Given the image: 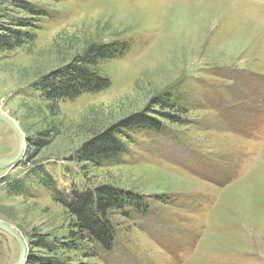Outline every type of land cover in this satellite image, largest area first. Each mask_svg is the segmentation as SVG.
Returning <instances> with one entry per match:
<instances>
[{
  "label": "rangeland",
  "instance_id": "rangeland-1",
  "mask_svg": "<svg viewBox=\"0 0 264 264\" xmlns=\"http://www.w3.org/2000/svg\"><path fill=\"white\" fill-rule=\"evenodd\" d=\"M17 1L0 0V22L30 18ZM25 1L49 16L30 19L34 43L0 52V110L27 141L44 127L28 97L37 79L90 41L131 46L101 62L109 88L61 102L60 133L37 157L27 160V142L23 160L0 167V220L23 237L27 259L34 234L61 238L68 230L64 206L31 176L43 165L63 191L110 184L148 206L111 211L113 251L105 258L72 252L75 262L264 264V0ZM171 94L186 107L179 121L163 119L165 131L126 132V151L114 163L81 161L93 134L148 107L162 111L155 100ZM18 146L0 119V158ZM17 180L36 192L10 194L5 186ZM19 256L17 240L0 229V264Z\"/></svg>",
  "mask_w": 264,
  "mask_h": 264
},
{
  "label": "trees",
  "instance_id": "trees-1",
  "mask_svg": "<svg viewBox=\"0 0 264 264\" xmlns=\"http://www.w3.org/2000/svg\"><path fill=\"white\" fill-rule=\"evenodd\" d=\"M14 4L17 8L24 10L30 18L25 20L11 19L9 16L2 18L5 22H0V52L12 51L25 44L34 43L37 39L34 31L36 24L30 19L37 16H49L47 10L25 0H18ZM130 48L129 42L90 41L82 51L74 55L70 62L50 70L33 83L32 92L28 97L34 101L31 103L32 111L35 110L41 114L40 119L44 127L38 129L32 136H28L29 147L33 149V153L28 155V161L37 157L42 149L59 135L61 125L56 119L60 116L61 102L74 100L85 93H98L109 88L112 80L101 69V62L123 56ZM179 97L176 98L171 94V97L163 96L154 102V105L159 106L162 111L170 109L172 113L156 111L148 107L93 134L83 146L81 161L97 163V165H101L104 160L114 163L122 158L126 151V144L122 138L126 132L139 129L165 131L167 125L164 120L175 123L185 113L186 107L179 105ZM31 176L36 177L35 181L39 180L38 184L50 194L53 200L64 206L65 213L69 217V224L67 233L61 238L49 232L34 234L32 249L25 264H93L84 260L75 262L70 253L77 252L76 256L84 258H105V254L112 252L117 243L116 230L110 212L119 210L124 215H128L134 209L144 210L148 207L140 194L130 190L123 191L118 186L110 184L89 186L85 189L77 188L72 192L63 191L52 173L43 165L33 170ZM82 176H84L83 173ZM14 183L5 186L10 194L24 192V195H33L32 193L36 192L34 189L24 191L26 184L24 186L20 180ZM34 248L45 251V254L39 255Z\"/></svg>",
  "mask_w": 264,
  "mask_h": 264
},
{
  "label": "water",
  "instance_id": "water-1",
  "mask_svg": "<svg viewBox=\"0 0 264 264\" xmlns=\"http://www.w3.org/2000/svg\"><path fill=\"white\" fill-rule=\"evenodd\" d=\"M0 119L6 122L12 128V130L15 132L19 140V146L14 155H12L9 158H0V167L14 166L20 160H22L25 155V151L27 149V142H28L27 137L21 130L20 126L8 115L3 113L1 110H0ZM0 229L12 235L19 244L20 256L18 260L13 264H25L27 260V246L23 237L15 230V228H13V226H11L9 223L3 220H0Z\"/></svg>",
  "mask_w": 264,
  "mask_h": 264
},
{
  "label": "bare ground",
  "instance_id": "bare-ground-1",
  "mask_svg": "<svg viewBox=\"0 0 264 264\" xmlns=\"http://www.w3.org/2000/svg\"><path fill=\"white\" fill-rule=\"evenodd\" d=\"M12 236V235H11Z\"/></svg>",
  "mask_w": 264,
  "mask_h": 264
}]
</instances>
